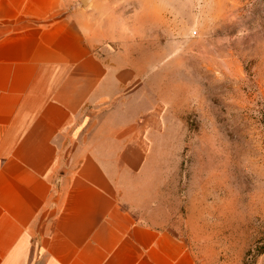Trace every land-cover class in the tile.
Listing matches in <instances>:
<instances>
[{"label": "crops", "instance_id": "0c3cea01", "mask_svg": "<svg viewBox=\"0 0 264 264\" xmlns=\"http://www.w3.org/2000/svg\"><path fill=\"white\" fill-rule=\"evenodd\" d=\"M132 36L100 0H0V264H195L116 210L163 125Z\"/></svg>", "mask_w": 264, "mask_h": 264}, {"label": "rangeland", "instance_id": "374dc122", "mask_svg": "<svg viewBox=\"0 0 264 264\" xmlns=\"http://www.w3.org/2000/svg\"><path fill=\"white\" fill-rule=\"evenodd\" d=\"M100 4L147 46L165 102L117 212L169 230L195 264H264V0Z\"/></svg>", "mask_w": 264, "mask_h": 264}, {"label": "water", "instance_id": "95a60500", "mask_svg": "<svg viewBox=\"0 0 264 264\" xmlns=\"http://www.w3.org/2000/svg\"><path fill=\"white\" fill-rule=\"evenodd\" d=\"M89 1V0H88ZM80 2L83 4V5H86L87 3L84 2V0H80Z\"/></svg>", "mask_w": 264, "mask_h": 264}, {"label": "snow or ice", "instance_id": "6c2138e0", "mask_svg": "<svg viewBox=\"0 0 264 264\" xmlns=\"http://www.w3.org/2000/svg\"><path fill=\"white\" fill-rule=\"evenodd\" d=\"M84 2H85V3H87V2H88V0H84Z\"/></svg>", "mask_w": 264, "mask_h": 264}]
</instances>
